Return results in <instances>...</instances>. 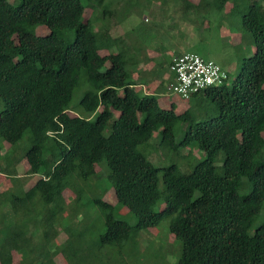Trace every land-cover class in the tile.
Masks as SVG:
<instances>
[{
  "label": "trees",
  "instance_id": "trees-1",
  "mask_svg": "<svg viewBox=\"0 0 264 264\" xmlns=\"http://www.w3.org/2000/svg\"><path fill=\"white\" fill-rule=\"evenodd\" d=\"M89 1L0 0V139L9 144L2 158L6 169L25 160L27 173L37 175L29 188L10 195L9 209L0 198V264H33L31 257L41 256L46 261L37 264H55L58 253L66 264H96L74 229L97 227V249L111 245L122 254L164 217L180 242L175 264H264V0H174L198 19L230 6L255 46L231 76L218 63L227 78L193 94L180 111L153 94L173 80L171 59L164 62L167 85L161 81L141 94L138 60L110 32L132 0L121 8L113 0L114 10L105 0ZM88 5L104 6L96 30L83 17ZM39 25L46 34L34 31ZM157 138L177 153L193 145L203 157L190 170L175 163L155 167L144 151ZM100 165L116 201L135 216L133 225L104 199L108 187L92 183ZM66 192L70 218L83 216L78 224L67 220ZM32 227H38L36 243ZM59 227L68 237L56 245Z\"/></svg>",
  "mask_w": 264,
  "mask_h": 264
},
{
  "label": "rangeland",
  "instance_id": "rangeland-1",
  "mask_svg": "<svg viewBox=\"0 0 264 264\" xmlns=\"http://www.w3.org/2000/svg\"><path fill=\"white\" fill-rule=\"evenodd\" d=\"M9 1L15 4L18 3V0ZM105 1L107 8L114 10V6L110 5L113 4V0ZM117 1L119 3L116 7L121 8L126 0ZM91 3H94V0L89 1V4ZM179 5L180 3L174 0H132L127 6L130 7L123 11V14H126L130 10V14L128 13L129 15L127 14L125 19L111 27L110 32L113 37L119 36L124 42L119 49H125V43H127L128 54L138 60L134 77L142 78V83L137 87L138 92L141 94L149 93L150 88L156 89L161 81L164 82L165 86L167 85L168 78L161 80L167 75L169 76L168 72L163 73L165 69L164 62L172 59L177 53L184 51L197 52L203 57L213 59L219 63L231 76L236 71L241 59L253 54L255 51L254 43L247 38L241 27L240 12L231 13L230 6L227 5L221 12L210 9L208 14L202 15L198 19L190 11L183 12ZM103 8L104 6H89L84 9L83 17L91 20L95 30L101 25V21L98 19L101 18ZM119 14L112 18H118ZM34 31L39 34L47 33L43 25L36 26ZM138 72L141 74H138ZM85 88V84L82 83L75 89L74 103L81 97ZM153 94L160 105L174 103L176 111L187 109L192 103L190 97L183 99L180 95L168 91L167 87L166 90H155ZM192 108L194 110V107ZM8 148L9 144L0 139V198H4V200L2 198L4 210L9 209L11 205L8 200L10 195L21 193L29 188L37 177V175L27 173L29 166L25 160L13 164L9 168L10 170L6 169L7 166H5L2 153ZM144 153L155 167L175 163L182 170L192 169L196 160L203 157L202 152L193 145L181 147L177 153L162 145L158 138L151 139L150 145ZM96 171L98 176L96 180L95 178L92 180V183L99 181L103 187H108V190L104 193V199L113 204L117 217L133 225L136 218L128 208L116 201L113 189L105 178V169L100 165V167L97 166ZM68 194L65 193V201L68 204L66 205V216H68L67 220L74 224L83 216L70 218L72 213L71 200L68 199L71 197ZM163 206L164 204L160 200L156 203L155 209H162ZM262 213H264V210ZM90 215L93 218L98 217L99 213L96 207H91ZM168 221L169 218L164 217L155 227L142 230L136 241L126 246L122 254L117 252V248L111 245H105L104 248L97 249L96 241L100 233V229L97 227L92 228L85 225L74 230L82 232L81 238H78L76 242H78L79 247L85 248L88 255L96 257V264H175L180 253V242L176 241L174 235L169 231ZM5 226L4 232L6 231ZM36 229L38 230V227L31 228L32 243H36L38 238ZM1 237L3 239V233ZM67 237L68 235L59 227L58 235L52 239V242L60 245L65 242ZM54 244L50 251H54L56 248ZM44 253V255H47L46 251ZM13 254L14 263H18L20 260L17 259L15 252ZM52 256L55 264H66L60 253ZM42 261H46L43 256L35 257V259L31 257L29 262L37 264Z\"/></svg>",
  "mask_w": 264,
  "mask_h": 264
},
{
  "label": "built area",
  "instance_id": "built-area-1",
  "mask_svg": "<svg viewBox=\"0 0 264 264\" xmlns=\"http://www.w3.org/2000/svg\"><path fill=\"white\" fill-rule=\"evenodd\" d=\"M171 61L173 80L168 83L167 89L184 99L211 86L221 85L227 78L218 63L206 60L194 52L174 55Z\"/></svg>",
  "mask_w": 264,
  "mask_h": 264
},
{
  "label": "crops",
  "instance_id": "crops-1",
  "mask_svg": "<svg viewBox=\"0 0 264 264\" xmlns=\"http://www.w3.org/2000/svg\"><path fill=\"white\" fill-rule=\"evenodd\" d=\"M171 77V73H169V76L167 75V78L170 80ZM150 90L152 91V88H150Z\"/></svg>",
  "mask_w": 264,
  "mask_h": 264
}]
</instances>
